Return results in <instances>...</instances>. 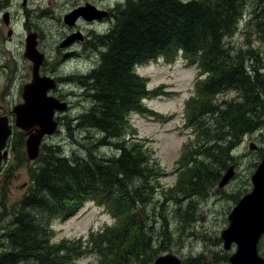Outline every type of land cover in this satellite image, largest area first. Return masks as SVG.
<instances>
[{
    "label": "trees",
    "instance_id": "16d2710c",
    "mask_svg": "<svg viewBox=\"0 0 264 264\" xmlns=\"http://www.w3.org/2000/svg\"><path fill=\"white\" fill-rule=\"evenodd\" d=\"M246 1L128 0L113 29L98 39L103 51L87 77L92 106L74 120L82 129L99 132L103 137L96 146H109L114 153L104 157L88 152L87 158L68 159L59 146L45 148L41 165L31 175L35 185L17 204L1 237L0 264H67L86 252L95 256L96 264H152L169 250L168 237L148 236L144 207L151 196L159 192L166 201L204 195L210 183L200 179L202 170L211 164L220 169L239 139L264 124V75L257 71L264 64L262 54L255 49L234 51L225 42L235 33ZM252 2L256 27L264 33V5ZM177 54L197 69L195 94L184 109L194 139L178 160L184 166L186 192L176 185L167 195L154 184L163 174L147 145L137 136L126 139L127 116L147 112L143 101L161 95L146 89L135 68L157 59L171 61ZM247 59L258 64L250 72L244 67ZM229 92H235V101H217ZM197 154L206 166L203 161L192 165ZM86 202L101 205L113 225L85 242L55 244L50 233L41 231L54 219L73 216ZM192 208L191 204L188 211ZM182 218L187 226L192 223L186 222L185 214ZM204 263L199 254L183 262Z\"/></svg>",
    "mask_w": 264,
    "mask_h": 264
},
{
    "label": "rangeland",
    "instance_id": "374dc122",
    "mask_svg": "<svg viewBox=\"0 0 264 264\" xmlns=\"http://www.w3.org/2000/svg\"><path fill=\"white\" fill-rule=\"evenodd\" d=\"M85 1L89 0H69V2L59 0L56 2V11L53 10L52 13L54 19L47 16H40L34 19L36 24L34 26L39 31V47L49 60L48 71L52 70L54 63H56L54 58L59 52V44L70 33V31L67 32V25H62L64 23L62 15L67 13L71 6L75 8L76 5ZM93 1L98 5L106 2L110 6L119 5V7L124 2V0ZM260 1L264 5V0ZM42 2L47 3L46 0H42ZM246 2L242 15L238 19L235 33L231 38L226 39L225 42L234 51L239 50L242 52L245 49L259 51L262 54L260 62L263 64L264 33L260 31L262 28L256 27V20L252 14V8L254 9L252 0H247ZM262 9L260 8L259 12ZM91 15L92 12H88L86 17H91ZM258 20L259 23L262 22L260 18ZM105 21L102 22L100 20L96 24L83 21L78 24L77 30L83 34L87 32H106L112 25L108 24L107 20ZM64 31H66V34L63 37ZM24 37L25 33L20 28L14 27L13 33L9 36L5 29L0 30V60L5 66L3 69L0 67V71H5L16 78L15 80L4 81L0 72L1 103H4L8 96L14 95L15 91L24 84L23 79L27 72V62L22 57V41ZM9 52L16 59L17 64L11 61ZM59 59L61 60V55ZM87 61L79 58L63 61L66 66L64 74H71L77 67L82 65H84L83 69H89L91 62ZM257 66L258 64L250 61V59L244 62V67L249 72L253 67ZM263 66L264 64L257 69L262 75H264ZM196 72V67L185 63L181 55L178 54L171 61L157 59L154 62H148L135 68V73L146 81V89L151 92H158L161 95L148 97L143 101L147 112L132 113L127 116L128 134L126 139L133 140L132 138L137 136L147 145L150 155L158 163L159 169L163 174L159 178L156 177V180L154 179V184L160 185L161 190L168 192L166 193L167 195L170 194L169 191L174 189L176 185L181 186H178L177 189L183 188L181 193L186 192L183 181L185 176L184 166H179L178 160L182 153L185 152L188 144L194 139L190 127L185 124L184 109L186 102L195 94ZM73 83L63 84V86L67 85L66 87L69 89L72 86L73 90L77 89L78 91L80 88L82 89L80 85ZM235 95V92L220 94L217 97V101H235ZM75 98L80 104L84 105L73 110L72 116L78 118L89 110L92 105L86 96H77ZM81 110L84 112H79ZM208 127H211V125H208ZM263 135L264 124L239 139L235 148L228 152L230 160L220 166V169L216 165L211 164L208 166L209 169L202 170L200 179L210 183H206L204 189L206 193L204 195L195 194L185 198L182 196L171 197V199L166 201H164L162 194L159 192L151 196L144 207L145 222L148 224L149 230L148 236L169 238L166 243L169 250L161 252L158 256L170 253L180 259L183 264L186 259L193 258L199 254L203 263L205 262L204 264H229L228 258L235 252L236 246L232 245L229 250H224L221 238L222 233L228 227V215L233 207L242 196L252 189L250 177L259 165L264 151ZM101 137L103 136L95 130L82 129L76 124L66 127L64 123L61 124V128L51 138L45 141L42 152L45 148L59 146L62 155L68 159L73 156L76 159L87 158L88 152H93L97 156H112L114 150L111 147L96 146L97 141ZM116 140L117 138L109 139L108 141L113 142ZM251 145L256 146L257 149L252 150L254 147ZM41 156L37 163H29L26 157H18V169L14 170V174L18 178L16 182L14 181V185L19 187L23 182H28L25 190L11 187L9 190L5 188L0 192V243L1 237H5L14 209L32 189L30 174L41 165ZM197 157L198 159L194 160L192 165L195 166L198 161H203L206 166V162L199 154H197ZM229 167L233 169V177L226 185L218 187V183ZM209 170L211 171L209 172ZM180 173L182 174L180 176L181 180H178ZM187 176L188 174L185 181H187ZM216 176H219V178L216 183H213ZM9 181L10 179L4 178L3 184L6 186ZM188 182L186 183L187 185H189ZM191 204L193 208L189 212ZM183 214L186 215V222L188 220L192 222L188 226L182 218ZM163 218L165 223L162 221ZM112 225L113 218L101 205H97L95 202H86L73 216L65 220L54 219L49 223L47 229L42 227L41 231L44 232L46 230V232L50 233L49 236L55 244L65 240L76 239L85 242L88 238L98 236L99 233ZM2 242L4 243V240ZM257 250L263 257L264 237L259 240ZM67 264H96V258L86 252V254L75 258Z\"/></svg>",
    "mask_w": 264,
    "mask_h": 264
},
{
    "label": "flooded vegetation",
    "instance_id": "af4514ba",
    "mask_svg": "<svg viewBox=\"0 0 264 264\" xmlns=\"http://www.w3.org/2000/svg\"><path fill=\"white\" fill-rule=\"evenodd\" d=\"M46 1L47 3H43L42 0H0V30L5 29L8 33V36L13 33L14 27L20 28L24 31L25 37L22 41V57L25 62H27V72L23 79L24 84L21 86V88L15 91L14 95L8 96L4 100V103L0 102V120H3V129L8 132L7 138L3 143V148L0 151V192L5 188L6 190H9L11 187L25 190L28 186V182H23L19 187H16V185H14V181L16 182L18 178V176L14 174V170H17L19 165L17 161L18 157L21 156V158H27L26 141L28 137L37 129L35 128L30 132H26L19 128L17 126L16 115L14 112L16 109L21 108V106L25 104L24 88L32 81L31 71L33 62L26 56L27 41H33L35 44L34 49L39 55L42 56L41 64L38 69V76L40 78H47L48 80H50L47 81L51 86H49V88L45 91V98L55 100V106L60 107V109L55 108L52 111V120L56 123L57 131L61 128V124L65 123L66 127L72 126L74 120L77 119L72 116L73 110L84 106L80 104L75 97L87 96V90L90 91L87 77L99 64L100 54L103 51V49L100 47L98 39L99 37L105 35L113 29L116 21L115 19L119 13V9L125 6L128 2V0H124L123 4H121V6L119 7V5L110 6L106 2H104L102 5H98L93 0H89L83 2L82 4L76 5L75 8L71 6L72 8L70 7L67 13H64L62 15L63 21L65 19V16H67L73 10H79L83 7L90 8L95 18L88 20L85 17L79 15L74 21H71V25L67 24L66 22L62 24L67 25V32L70 31V33L67 34L66 38L59 44V52L54 58V61H56V63H54L53 69L48 71L49 60L47 59L45 53L41 51L39 47V31L36 30V26H34L36 25L34 19L40 16H47L54 19L52 13L53 10L56 11V2H58L59 0ZM66 1L69 2V0ZM100 20H102V22H106L105 20H107L108 24L112 25V27H110L111 29L109 28L105 33L87 32L84 34L81 31L77 30L78 24L83 21L96 24V22ZM65 34L66 31H64L63 37L65 36ZM9 54L11 56L10 52ZM60 55L61 60L59 59ZM74 58L86 59L90 61L91 64L89 66V69H83L84 65H82L81 67H77L73 73L64 74V72L66 71V66L63 61ZM11 61L17 64V61L13 56H11ZM0 67L1 69L5 67L2 60H0ZM1 73L4 81L16 79L11 74L5 71H2ZM71 82L80 85L82 89L80 88L78 91L77 89L73 90L72 86L70 87V89L66 87L67 85L63 86V84H69ZM79 112L84 111L81 110ZM52 136H43L39 145L38 157L34 161H29L27 158L29 163H37L40 158V154L42 153V147L45 145V141H47ZM251 146L254 147L252 150L257 149L256 146ZM263 154L261 155V159L263 157ZM4 178L10 179L8 185L6 186L3 184ZM34 185L35 183L31 181V188H33ZM260 237H264V234H262Z\"/></svg>",
    "mask_w": 264,
    "mask_h": 264
},
{
    "label": "water",
    "instance_id": "95a60500",
    "mask_svg": "<svg viewBox=\"0 0 264 264\" xmlns=\"http://www.w3.org/2000/svg\"><path fill=\"white\" fill-rule=\"evenodd\" d=\"M86 9V10H85ZM90 8L74 10L68 14L64 21L72 24L79 15L86 19ZM69 21V22H68ZM34 42L27 41L26 56L32 60V81L24 88L25 104L16 109L17 126L26 132L37 128L26 141V153L29 160L38 156V149L41 138L50 135L56 130V123L52 120L53 109H60L55 106V100L46 99L45 91L51 86L47 78L38 76V69L42 56L34 49ZM3 120H0V151L7 138L8 132L3 129ZM1 161V159H0ZM233 177V169L229 167L218 183V187L226 185ZM252 190L243 196L228 216L229 226L222 233L223 248L229 250L233 244L235 252L228 258L229 264H264V257L258 254L257 245L260 236L264 234V156L250 178ZM153 264H182L176 256L166 253L158 256Z\"/></svg>",
    "mask_w": 264,
    "mask_h": 264
},
{
    "label": "bare ground",
    "instance_id": "6f19581e",
    "mask_svg": "<svg viewBox=\"0 0 264 264\" xmlns=\"http://www.w3.org/2000/svg\"><path fill=\"white\" fill-rule=\"evenodd\" d=\"M111 29V28H110ZM107 32V31H106ZM105 33V32H104ZM87 97V96H86ZM226 172V171H225Z\"/></svg>",
    "mask_w": 264,
    "mask_h": 264
}]
</instances>
